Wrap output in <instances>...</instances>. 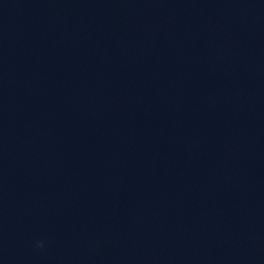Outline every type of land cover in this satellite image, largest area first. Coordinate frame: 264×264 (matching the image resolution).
<instances>
[{
  "label": "clouds",
  "instance_id": "obj_1",
  "mask_svg": "<svg viewBox=\"0 0 264 264\" xmlns=\"http://www.w3.org/2000/svg\"><path fill=\"white\" fill-rule=\"evenodd\" d=\"M38 246L42 247L43 245H42V244H40V245H38Z\"/></svg>",
  "mask_w": 264,
  "mask_h": 264
}]
</instances>
